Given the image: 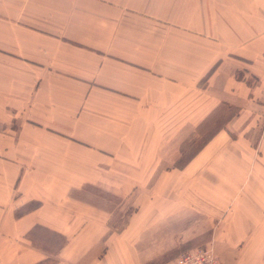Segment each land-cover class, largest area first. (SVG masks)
Wrapping results in <instances>:
<instances>
[{
    "label": "crops",
    "instance_id": "0c3cea01",
    "mask_svg": "<svg viewBox=\"0 0 264 264\" xmlns=\"http://www.w3.org/2000/svg\"><path fill=\"white\" fill-rule=\"evenodd\" d=\"M252 108L264 0H0V264H147L175 241L167 264L190 212L223 264H264ZM90 191L145 200L117 228Z\"/></svg>",
    "mask_w": 264,
    "mask_h": 264
},
{
    "label": "rangeland",
    "instance_id": "374dc122",
    "mask_svg": "<svg viewBox=\"0 0 264 264\" xmlns=\"http://www.w3.org/2000/svg\"><path fill=\"white\" fill-rule=\"evenodd\" d=\"M250 82L254 83L256 81H253L250 78ZM257 83V82H256ZM252 98V97H251ZM253 99V98H252ZM250 99L251 103H256L255 100ZM239 105L234 104L231 108H229L225 113H223L216 121V123L210 127L200 138H203L210 130H216L219 131L222 128H224V125L230 120V118H234L239 113ZM251 111H248V117L250 116V119L256 120L257 123L260 124L258 126V131L255 134V140L253 142V147L255 151L260 152L264 149V112H260L256 110V108L250 109ZM246 114V113H245ZM204 140L194 139L193 142H185L182 145V151L178 150V159L174 160V164L176 165V162H178L180 165L187 164L186 162L188 159L191 158V156L200 148L203 147ZM181 147V146H180ZM263 147V148H262ZM181 149V148H180ZM180 167V166H179ZM88 195L91 197V199H96L98 201L104 202L107 205H111L114 208V214L112 217V222L117 228H121L124 226V224L128 220V215L133 211L135 208L133 205V201L136 199L137 203H143L145 200V197L142 196V198L138 197L140 193H134L132 196L129 197H118L116 195H112L110 193H101V192H89ZM188 222H186L185 225V235L186 240L184 242V247L182 250L187 251L191 248L195 247H204L209 246L213 247L212 244H208V239L211 235V224H209V221L206 219V217L194 214L190 212L188 216L186 217ZM168 243V244H166ZM156 248L153 249V252H158L159 254H153L147 257V264H166L165 262L171 258H173V254L175 250V241L174 242H165L161 244L160 242L156 243ZM163 245L167 247V250H161L160 246ZM214 248V247H213ZM181 247H179L178 250H180ZM160 251L163 252V254L160 253ZM146 258V257H144ZM220 258V256H219ZM221 259V258H220Z\"/></svg>",
    "mask_w": 264,
    "mask_h": 264
},
{
    "label": "built area",
    "instance_id": "2783aa9c",
    "mask_svg": "<svg viewBox=\"0 0 264 264\" xmlns=\"http://www.w3.org/2000/svg\"><path fill=\"white\" fill-rule=\"evenodd\" d=\"M167 264H223L213 247H195L189 249Z\"/></svg>",
    "mask_w": 264,
    "mask_h": 264
},
{
    "label": "trees",
    "instance_id": "16d2710c",
    "mask_svg": "<svg viewBox=\"0 0 264 264\" xmlns=\"http://www.w3.org/2000/svg\"><path fill=\"white\" fill-rule=\"evenodd\" d=\"M217 132H218V131H216V130H215V131H214V130H210V131H209V132H208L203 138H199V141H200V140H204V142H202V143H203V147L207 144V142H208V141H209V140H210V139H211V138H212ZM203 147H202V148H203ZM202 148H200V149H202ZM200 149H199V150H200ZM199 150H197L194 154H196ZM194 154H193V155H194ZM193 155H192V156H193ZM192 156H191V157H192ZM189 161H190V159H188V161H187L186 163H188ZM183 165H184V164H183ZM176 166H178V167L180 166V167H181L182 165H180L178 162H176Z\"/></svg>",
    "mask_w": 264,
    "mask_h": 264
}]
</instances>
